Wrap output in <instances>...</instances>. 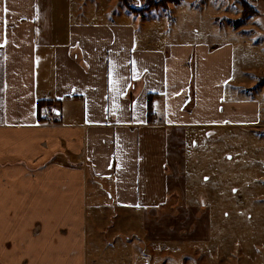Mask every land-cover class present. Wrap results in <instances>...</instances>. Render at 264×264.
I'll return each mask as SVG.
<instances>
[{
    "label": "crops",
    "instance_id": "obj_1",
    "mask_svg": "<svg viewBox=\"0 0 264 264\" xmlns=\"http://www.w3.org/2000/svg\"><path fill=\"white\" fill-rule=\"evenodd\" d=\"M122 4L121 18L93 21L71 0H0V264H91V253L96 264L109 256L120 264L129 229L142 233L149 253L122 264H157L163 253L152 244L160 242L173 243L166 251L176 256L183 241L154 233L169 221L162 197L179 193L167 183L169 132L264 126L258 99L226 94L231 42L167 46L152 36L153 10ZM150 95L155 124H148ZM47 108L52 123L40 121ZM134 212L143 219L131 223Z\"/></svg>",
    "mask_w": 264,
    "mask_h": 264
},
{
    "label": "rangeland",
    "instance_id": "obj_2",
    "mask_svg": "<svg viewBox=\"0 0 264 264\" xmlns=\"http://www.w3.org/2000/svg\"><path fill=\"white\" fill-rule=\"evenodd\" d=\"M175 1L168 0L166 6L146 14L155 28L153 35H149L167 46L178 42L214 46L231 42L234 46L233 78L226 94L236 102L258 99L264 115V0H248L258 12L245 21L240 18L241 0H179L178 6ZM71 6L77 15L83 14L82 18L88 13L85 20L122 17L121 0L120 3L117 0H71ZM72 13L70 20H79ZM238 20L240 24L236 25ZM157 21L162 23L158 26ZM138 28L142 40L144 27ZM242 29L245 33L236 32ZM169 134L174 135L168 144L171 173L167 183L169 187L177 186L179 193L162 197L161 200L166 201L162 206L166 214L163 220L169 221L162 222L163 228L154 233L159 238L171 237L183 242L175 246L176 256L167 254L174 250L173 243L165 246L160 242L159 247L152 244L155 251L163 253L157 264H264V126L191 128L181 134L175 131ZM161 156L158 152L156 158ZM143 162L142 194L145 196L150 184L146 156ZM158 180L161 181L159 176L155 181ZM176 201L179 204L171 207ZM106 211L103 216L109 218ZM94 212L91 210L92 214ZM129 216L131 223L132 219H143V215L138 216L136 212ZM146 217L151 218L150 211ZM148 224L152 226L151 222ZM123 235L132 241L127 244L128 256L121 259L120 264L142 255L144 250L145 255L149 253V242L142 233L129 229ZM107 237L112 238L110 234ZM97 239L91 226L90 242L95 244ZM106 259L116 260L109 256L103 258L101 264H109ZM93 261L96 256L91 253L90 262L96 264Z\"/></svg>",
    "mask_w": 264,
    "mask_h": 264
},
{
    "label": "trees",
    "instance_id": "obj_3",
    "mask_svg": "<svg viewBox=\"0 0 264 264\" xmlns=\"http://www.w3.org/2000/svg\"><path fill=\"white\" fill-rule=\"evenodd\" d=\"M241 1L243 5V10H242L241 17H240L241 19L245 21L250 16L257 14L258 12L257 9L248 0H241ZM121 2L124 3V5L128 9L135 10L136 12L142 13V12L158 9L160 6H166V3L168 2V0H146L145 2L139 1V0H121ZM178 2L179 0L175 1V3H178ZM241 19L239 20L241 21ZM239 20L236 21L235 23L236 25L240 24ZM130 97L132 98L133 95L130 94ZM154 98H156V96L154 95L149 96L148 124H155L157 120V113L155 112V108L152 102ZM191 105L193 106V96L190 102V106ZM39 118L41 122H43L44 120L47 121L45 117H43L42 113L39 115ZM176 204H178V201H176L171 207H173Z\"/></svg>",
    "mask_w": 264,
    "mask_h": 264
},
{
    "label": "built area",
    "instance_id": "obj_4",
    "mask_svg": "<svg viewBox=\"0 0 264 264\" xmlns=\"http://www.w3.org/2000/svg\"><path fill=\"white\" fill-rule=\"evenodd\" d=\"M53 115H54V111H53V109H51V108H47L46 110H45V112H44V117H45V119L47 120V121H49V122H53Z\"/></svg>",
    "mask_w": 264,
    "mask_h": 264
}]
</instances>
